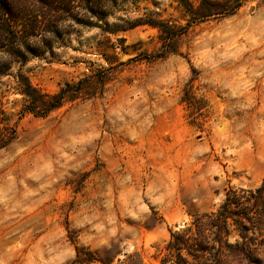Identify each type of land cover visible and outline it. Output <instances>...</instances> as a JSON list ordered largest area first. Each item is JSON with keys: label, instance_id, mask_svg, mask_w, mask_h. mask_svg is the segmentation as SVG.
<instances>
[{"label": "rangeland", "instance_id": "obj_1", "mask_svg": "<svg viewBox=\"0 0 264 264\" xmlns=\"http://www.w3.org/2000/svg\"><path fill=\"white\" fill-rule=\"evenodd\" d=\"M190 1L192 13L129 0L106 17L159 13L171 42L149 26L105 33L77 8L55 36L15 50L28 61L0 78V264H177L171 233L216 212L228 187L261 185L264 0ZM0 2L13 17L43 12L39 0ZM19 71L64 92L61 106L29 112ZM255 244L231 264H264Z\"/></svg>", "mask_w": 264, "mask_h": 264}, {"label": "trees", "instance_id": "obj_2", "mask_svg": "<svg viewBox=\"0 0 264 264\" xmlns=\"http://www.w3.org/2000/svg\"><path fill=\"white\" fill-rule=\"evenodd\" d=\"M128 1L39 0L43 12H37L30 18L27 15L13 17V12L7 5L0 2V51L8 54V57H0V78L8 75L14 64H19L22 69L27 63L25 55L15 50L24 48L26 41L33 37L42 41L49 34L55 36L57 26L63 17L78 14L77 8L84 10L87 18L103 21L106 27L99 26L98 23L90 26L99 27L105 33L117 34L139 26H149L157 28L162 39L170 42L175 39V31L159 13L128 21L126 25H109L106 17L116 12L119 2L126 4ZM176 1L186 12H193V3L190 0ZM199 15L204 16V13ZM13 79L14 89L29 101L25 106L29 112L39 114L41 108L50 110L61 106L64 92L54 96L42 93L21 71L16 73ZM0 138H3L1 129ZM232 233L238 235L234 245L229 242ZM255 242L264 246V179L256 189L228 187L224 193V200L216 212H205L183 231L171 233L166 248L171 256L178 258L177 264H193L184 256L185 251L197 264H231L229 258L234 257L236 260L235 257L241 253L250 252L254 249L253 246H256ZM92 261L94 259H87V263ZM95 261L106 264L102 260ZM251 263L258 262L252 260Z\"/></svg>", "mask_w": 264, "mask_h": 264}]
</instances>
